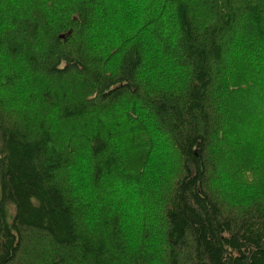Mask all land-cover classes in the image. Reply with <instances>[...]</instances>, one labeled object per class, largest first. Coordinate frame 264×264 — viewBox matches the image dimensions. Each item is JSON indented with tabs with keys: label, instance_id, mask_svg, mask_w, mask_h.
Here are the masks:
<instances>
[{
	"label": "trees",
	"instance_id": "1",
	"mask_svg": "<svg viewBox=\"0 0 264 264\" xmlns=\"http://www.w3.org/2000/svg\"><path fill=\"white\" fill-rule=\"evenodd\" d=\"M0 264H264V0H0Z\"/></svg>",
	"mask_w": 264,
	"mask_h": 264
}]
</instances>
